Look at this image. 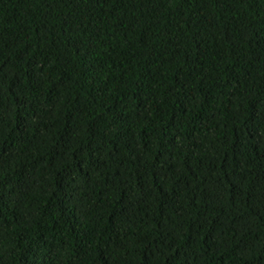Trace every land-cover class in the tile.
I'll return each instance as SVG.
<instances>
[{
    "label": "trees",
    "instance_id": "trees-1",
    "mask_svg": "<svg viewBox=\"0 0 264 264\" xmlns=\"http://www.w3.org/2000/svg\"><path fill=\"white\" fill-rule=\"evenodd\" d=\"M0 264H264V0H0Z\"/></svg>",
    "mask_w": 264,
    "mask_h": 264
}]
</instances>
